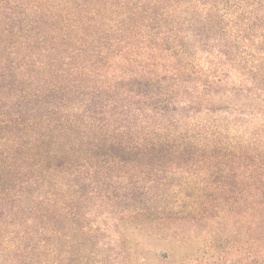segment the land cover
<instances>
[{
	"label": "trees",
	"instance_id": "obj_1",
	"mask_svg": "<svg viewBox=\"0 0 264 264\" xmlns=\"http://www.w3.org/2000/svg\"><path fill=\"white\" fill-rule=\"evenodd\" d=\"M84 185L264 264V0H0V264H64Z\"/></svg>",
	"mask_w": 264,
	"mask_h": 264
},
{
	"label": "rangeland",
	"instance_id": "obj_2",
	"mask_svg": "<svg viewBox=\"0 0 264 264\" xmlns=\"http://www.w3.org/2000/svg\"><path fill=\"white\" fill-rule=\"evenodd\" d=\"M81 190L80 195L74 199L69 195L66 201L64 264H239L240 246L232 242L236 231L230 233L222 227V240L211 249L203 230L191 223L176 225L173 218L155 219L156 213L155 225L147 224L142 214L128 221L127 213L122 212L125 203L113 194L91 197L87 186ZM159 255L166 258L160 260Z\"/></svg>",
	"mask_w": 264,
	"mask_h": 264
}]
</instances>
